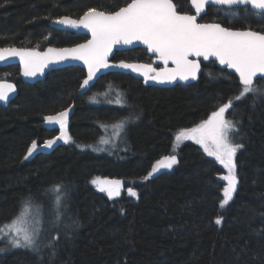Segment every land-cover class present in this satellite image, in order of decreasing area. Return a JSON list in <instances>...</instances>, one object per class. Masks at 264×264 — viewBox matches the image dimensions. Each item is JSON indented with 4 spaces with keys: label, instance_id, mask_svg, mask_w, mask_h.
Masks as SVG:
<instances>
[{
    "label": "trees",
    "instance_id": "obj_1",
    "mask_svg": "<svg viewBox=\"0 0 264 264\" xmlns=\"http://www.w3.org/2000/svg\"><path fill=\"white\" fill-rule=\"evenodd\" d=\"M124 1L0 0V45L76 43L85 36L62 34L47 22L61 15L77 17L89 8L110 11ZM173 1L187 8L185 0ZM213 9L208 7L204 19L223 22ZM120 56L144 60L138 50ZM4 69L18 78L16 69ZM82 74L76 66L54 70L42 82L21 83L12 103L0 106V226L19 213L25 200L52 216L54 186L67 193L62 210L67 225L63 219L52 225L55 233L41 247L43 259L0 241L5 248L0 264H264V98L249 94L234 102L226 116L238 122L243 147L233 158L237 189L222 208L228 170L193 140H183L174 153L172 139L239 94L234 75L209 63L195 83L159 88L108 73L85 98L76 93ZM254 83L261 88L264 79ZM110 89L117 104L87 101ZM70 102L75 105L71 140L50 154L25 159L31 142L49 134L42 116ZM126 119L129 125L118 133L126 150L101 147L107 127ZM167 154L177 157L172 169L145 179L153 163ZM98 176L125 181L136 196L108 197L92 183ZM218 217L220 224L215 223Z\"/></svg>",
    "mask_w": 264,
    "mask_h": 264
},
{
    "label": "snow or ice",
    "instance_id": "obj_2",
    "mask_svg": "<svg viewBox=\"0 0 264 264\" xmlns=\"http://www.w3.org/2000/svg\"><path fill=\"white\" fill-rule=\"evenodd\" d=\"M208 3L221 7L238 4L250 6L257 17H264V0H192L197 15L179 14L172 0H131L126 7H121L115 12L106 13L89 8L78 20L65 16L55 21L60 25L88 29L92 38L86 43L72 48H48L43 54L34 49L0 48V60L19 57L24 66L25 76H35L53 62L68 59L82 61L87 66V78L83 80L81 88L89 86L90 81L101 69L110 67L108 57L115 45H133L134 41L147 45L148 51L157 54V59L162 61L165 67L157 71L150 64L124 61H120L118 66L142 73L146 80L163 83L177 78L185 81L189 78L196 79L197 73L201 70L199 60L201 57L205 61L209 57H214L220 65L233 69L241 83L239 94L219 106L206 120L194 127L181 129L175 138L177 142L193 140L202 145L209 156L215 157L228 170V175L223 177V180L227 181L220 202L223 208L232 200L237 189L238 179L233 158L243 147L242 144L232 142L233 134L239 131L238 122L226 119L225 114L232 109L234 102L242 100L249 94L264 98V89L255 86L254 83V78L258 74L264 78V32L251 28L233 30L219 23H198L197 16L205 10ZM226 10L230 8L226 7ZM169 62L173 65L172 68L167 67ZM13 90V85L0 82V101L7 100L9 92ZM67 117V109L56 115L44 117L47 123L59 125L60 135L45 140L43 145H38L37 141L33 140L27 148L25 159L39 152L41 148H52L57 140H63L65 143L70 141ZM117 127L123 130L125 123L121 121ZM177 162L175 155L164 156L156 162L148 176H152L161 168L170 169ZM92 183L97 184L100 191L107 192L109 197L119 195L121 181L96 179ZM54 190L56 201L61 207L66 208L63 198L67 197V193L60 185L54 186ZM128 192L136 196L133 189L129 188ZM31 206V201L25 200L20 213L10 222L0 226V241H6V247L27 250L42 260L38 243L39 230H30L25 226V218ZM57 218L59 219V216ZM221 219L218 217L215 223L220 224ZM48 246L53 248L52 255H55V245L50 241ZM4 251L5 248H0V253Z\"/></svg>",
    "mask_w": 264,
    "mask_h": 264
},
{
    "label": "flooded vegetation",
    "instance_id": "obj_3",
    "mask_svg": "<svg viewBox=\"0 0 264 264\" xmlns=\"http://www.w3.org/2000/svg\"><path fill=\"white\" fill-rule=\"evenodd\" d=\"M172 2L174 3L175 8H176V11L178 13H180V14H187V15H197L193 11V9L191 8L190 3H189V0H185V3H186L187 8H185L184 10L179 9V7L177 6V4L173 0H172ZM128 3H131V0H125L123 3H121L115 9L110 10V11L109 10L106 11V10H102V9H98V8H96V9L99 10V11H104L106 13H111V12H115V11L119 10V8H121V7L127 6ZM208 7H211V6H208ZM208 7L205 9V12L203 14H199L197 16V21L198 22H201V23H219L223 27H228V28H231L233 30H245V29L251 28V30H254V31L264 32V17H257L256 14H255V12L252 11L249 7H245V6L232 7V8H230V10H226V7H215V6H212V7H214V9L212 11L213 12L220 13L223 22L207 21L206 19H204V15L207 13ZM86 11H84V12H86ZM84 12L80 16H77V17H75V16L72 17V16H69V15H61V16H58V17H54V18L50 19L47 23H48V25H49L50 28H53L55 30H58V31L62 32V34H65L67 32H75L73 30H66V29H63L61 27L55 26L54 21H56L60 17H65V16L70 17V18H73V19H79L84 14ZM237 22L239 24H235ZM233 23L235 25H233ZM75 33L85 36L84 37L85 39L80 40V41H78L76 43L65 44V45H60V44L46 42V43H44L42 45H39V46H25V45L9 44V45H0V48H10V47H14V48H30V49H38L39 51H44L47 47H50V46L51 47H61V48L62 47L75 46V45H78V44H81V43L85 42L88 39V37L86 35H84V34L77 33V32H75ZM133 50H138V52H140L141 55L144 56V60L141 61V60H138L137 57H134L133 60L127 61L126 59L123 58V56H120L123 52H126V51H130L131 52ZM135 55H138V53H136ZM110 61L113 62V63H118L120 61H124V62H141V63L153 64L154 68L155 69H158V70L163 67L162 64L155 63L154 62V57L148 55L147 49H145V48H139V47L129 48V49H115L114 52H113V54H112V56H111V58H110ZM4 62H5L4 60H0V81H5V82L13 83V85L16 88V94H15V96H13L11 99H7L6 100V104L0 102V106L1 107H5V108L7 106H9L12 103V101L14 100V98L17 96V94L19 92V89H20V84L21 83H24V84H34L36 82H42L46 78V76L49 75V73H51L52 71L57 70V69H61V68H65V67H69V66H65V67H60V68L53 69L51 71L46 72L45 75H44V77L42 79H39V80H36V81H33V82H28V81L22 80L21 74H20V68H19L18 63H4ZM200 63H201L200 75H201L203 66H205V64L213 63V65L215 67H217L218 69L223 70V71H226L229 74L234 75L235 78L238 80L239 84L241 85V83L239 81V78L234 73L228 71L226 68H219L216 65V62H214V61H203V60H200ZM9 66H11L12 69H16V71L18 73V78H16L15 80L13 79L14 78V75L13 76L10 75L9 73H7V71H5L6 69H4V68L9 67ZM71 66H73V65H71ZM76 67H79V66H76ZM79 68H81V67H79ZM81 69L83 71V74L79 78V85H78V89H77L76 93L79 96H84L85 98H88L87 96H88L89 90H91L93 88V86L95 85V83L97 82V80L101 76H103V75H101L98 79H96L95 82L90 87H87V88L84 89V88H81L80 85L82 84L83 80L86 79L87 76H86V72H85L84 68H81ZM108 73H119V72H108ZM108 73H106V74H108ZM106 74H104V75H106ZM200 75H199V77H200ZM129 76H131V75H129ZM199 77L195 81H193L192 83H189V84L195 83L199 79ZM132 78L135 79V80H137V81H140V83L142 84V86H144V87L147 86L144 83V80L137 79V78H134V77H132ZM176 85H185V86H187L188 84H185V83L184 84L183 83H177V84H175V85H173V86H171L169 88H172V87H174ZM152 87H155V86H152ZM87 101H88V99H87ZM114 106H118V105H114ZM74 108H75L74 103L73 102H70L66 106H64L62 108H59L56 111L50 112V113L42 116V118H41L42 124L41 125H42L43 128H45L46 130L49 131L48 132L49 134L47 136H45L44 138H42L41 140L36 139L38 145H43V143H44L45 140L54 139L55 137H57V136L60 135V130H59V125L58 124H49L48 123L50 127L44 126V124H43L44 117H46L48 115H56L57 113H59L61 111H64L66 109L67 110L70 109L69 114H68L69 116L67 118L68 135H69V128H70V125H71V119H72V116H73V113H74ZM124 129L125 128H123V131H124ZM64 144H65V142H63V140H57V142L52 146V148H50V149H46V148L45 149H42L41 148L40 151L39 152H36V154H34L30 159H32L37 154H50L58 146H62ZM169 148H170V146H169Z\"/></svg>",
    "mask_w": 264,
    "mask_h": 264
},
{
    "label": "rangeland",
    "instance_id": "obj_4",
    "mask_svg": "<svg viewBox=\"0 0 264 264\" xmlns=\"http://www.w3.org/2000/svg\"><path fill=\"white\" fill-rule=\"evenodd\" d=\"M113 86V88L114 89H116V91L118 92V93H122L123 94V90H121V89H119V88H117V87H115L114 85H112ZM259 87V86H258ZM260 88V87H259ZM261 89H264V85L263 86H261ZM97 100H99V101H97ZM88 101L91 103V104H98L97 102H101V103H104V105H111V104H117V101H115V93H114V90H112V89H110V90H107L106 92H103V93H100L99 95H95V97L93 98V100L92 101H96V102H92L91 100H89L88 99ZM120 103H122V102H120ZM119 104V103H118ZM211 115V114H210ZM209 115V116H210ZM228 115V112H226V114H225V118H226V116ZM208 116V117H209ZM207 117V118H208ZM206 118V119H207ZM116 119H120V117H117ZM206 119H204V120H206ZM227 119V118H226ZM229 120V119H228ZM119 120H117V122H113L112 124H110L109 125V127H107V130H105V132H104V135L101 137V140H100V146L101 147H107V149H110V150H112V149H114L115 151H119V152H122V151H125L126 150V146L124 147V143L123 142H119V136L121 135H118V133H119V131L121 130L119 127H117V124L119 123L118 122ZM130 121L131 120H129V119H126V121L124 122L125 123V126L127 127L128 125H129V123H130ZM232 121H234V120H232ZM235 122V121H234ZM43 124H44V126H46V127H50L49 126V124L43 119ZM199 124V123H198ZM195 125H197V124H195ZM194 125V126H195ZM193 126V127H194ZM126 127H124L125 128V130H126ZM237 127H238V123H237ZM189 128H191V127H189ZM184 129V128H183ZM179 132V131H178ZM67 133H68V124H67ZM178 133H176L175 134V138H176V135H177ZM175 138H173L172 139V141H173V143H174V153H175V151H176V149H177V147L179 146V145H181L180 143H182L183 141H180V142H177L176 141V139ZM99 140H98V142H99ZM103 141H107L106 143L105 142H103ZM64 142V141H63ZM232 142L233 143H238V142H240V137L238 136V132L237 133H234L233 134V140H232ZM94 144H96L97 145V143H94ZM128 146V145H127ZM201 147H202V149H203V146L202 145H200ZM204 150V149H203ZM114 152V151H113ZM26 154H27V152H26ZM34 154H36V153H34ZM33 154V155H34ZM170 154V153H169ZM168 154V155H169ZM32 155V156H33ZM168 155H165V156H168ZM173 155H175V154H173ZM32 156H30L29 158H31ZM164 157V156H163ZM163 157H161V158H159L158 160H161ZM213 157V156H212ZM28 159V158H27ZM157 160V161H158ZM157 161H155L154 163H153V165L151 166V168H150V170L148 171V173L149 172H151V170H152V167L156 164V162ZM175 165V164H174ZM173 165V166H174ZM172 166V167H173ZM172 168H170V169H168V168H161L158 172H156V173H154L153 174V176L154 175H156L157 173H160V172H164V171H169V170H171ZM147 177H149V176H147ZM151 177V176H150ZM96 179H99V181H105V180H107V181H121V187H120V189H119V195H114V196H112V197H118V196H120L121 194H130L129 192H128V189L129 188H131V189H133L130 185H128L127 183H125V181H123V180H120V179H116V178H112V177H104V176H98V177H96L94 180H96ZM130 186V187H129ZM96 188L99 190V186L96 184ZM134 190V189H133ZM106 194H107V192H105ZM55 195H56V193H55V190H53V193H52V201H51V209H49V211H52V216H50V215H46V210L43 208V206H40V205H38V204H36V203H31V208H30V210H29V212H28V215L26 216V218H25V220H26V224H25V226L26 227H28L30 230L31 229H38L39 230V237H38V243H39V246H40V248L41 247H43L44 245H46L45 243L47 242L46 240H47V236H48V234L50 233V234H54L55 233V230H54V226L56 227V226H59V224H61V222H62V219H63V225H64V227L67 225L65 222H66V215L63 213L62 214V210H63V207H61V205H60V203L59 202H57L56 201V199H55ZM108 195V194H107ZM109 197V196H108ZM112 197H110V198H112ZM21 211V210H20ZM20 211H19V213H20ZM17 216V215H16ZM59 216V219L57 218ZM10 222V221H9ZM58 222H59V224H58ZM58 224V225H57ZM52 225H54L53 227H52ZM52 227V228H51ZM51 231V232H50ZM9 249H11L10 247H8Z\"/></svg>",
    "mask_w": 264,
    "mask_h": 264
},
{
    "label": "water",
    "instance_id": "obj_5",
    "mask_svg": "<svg viewBox=\"0 0 264 264\" xmlns=\"http://www.w3.org/2000/svg\"><path fill=\"white\" fill-rule=\"evenodd\" d=\"M189 3H190L191 8L193 9V11L196 13V11H195V7L192 5V0H189ZM173 4H174V3H173ZM208 6L221 7V6L214 5V4H212V3H208V4H206L205 9H206ZM241 6H244V5H239V4H238V5H234V6H225V7L232 8V7H241ZM125 7H126V6H125ZM249 8L251 9L250 6H249ZM251 10L254 11L253 9H251ZM117 11H118V10H117ZM204 12H205V10H204L203 12H201L200 14H203ZM254 12H255V11H254ZM179 14H180V13H179ZM82 16H83V15H82ZM69 18H70V17H69ZM71 19H73V18H71ZM79 19H80V18H79ZM75 20H78V19H75ZM197 22H198V21H197ZM54 23H55V21H54ZM54 23H53V24H54ZM198 23H201V22H198ZM208 24H210V23H208ZM55 26H57V27H61V28L66 29V30H73V31H75V32H77V33H81V34L86 35V36L88 37V39H87L85 42H83V43H86L88 40H90V39L92 38V37H91V32H90L88 29H85V28H83V27L73 28V27H71L70 25H60V24H57V23H55ZM83 43H81V44H83ZM75 46H76V45H75ZM75 46L62 47V48H61V47H51V46H50V47H47L44 51H39L38 49H34V50L37 51V52H39V53H41V54H43V53H46V52H47V49H48V48H53V49H63V48H72V47H75ZM136 47L147 49V45H144V44H143L142 42H140V41H134V42H133V45H115V46L113 47L112 52L109 54V57H108V63H109V65H110V67L105 68V69H101V70L96 74V76L93 78V80L90 81L89 86H87V87H90V86L95 82L96 79H98L101 75H104V74H106V73H108V72H119V73L128 74V75H131V76L134 77V78L144 80V83H145L147 86H155V87H160V88H169V87H171V86H173V85H175V84H177V83H183V84L185 83V84H189V83H192L193 81H195V80L199 77V75H200V71H199V72L197 73V78H196V79H191V78H189L188 80L185 81V80H180L179 78H177V79L174 80V81L163 82V83H162V82H159V81L146 80V79L144 78V76L142 75V73L134 72V71H132V70H130V69H124V68H121V67L118 66V65H119V62H118V63H113V62L110 61V58H111V56H112V54H113V52H114L115 49H129V48H136ZM18 49H29V50H33V49H30V48H18ZM147 53H148L149 56H153V57H154V62H155V63H160V64H162V65H163L162 68L165 67L164 63H163L162 61H160V60L157 59V54L148 51V49H147ZM199 60H203V61H205L202 57L199 58ZM4 61H5L4 63H18L19 68H20V74H21V78H22V80H24V81H28V82H33V81H36V80L42 79V78L44 77V75H45L46 72L51 71V70H53V69L60 68V67H65V66H71V65H73V66H79V67H81V68H84V70H85V72H86V76H87V66L84 65V63H83L82 61H78V60H71V59H68V60H64V61H60V62H53V63H50L46 68L43 69V71L38 72L37 75H35V76H25V75H24V66H23V64L21 63L19 57H9V58L5 59ZM206 61H214V62H216V65H217L219 68H226L228 71L234 73V74L238 77V74H236V73L234 72L233 69H229V68H227L225 65H220L219 62H218L214 57H209V59L206 60ZM125 63L147 64V63H141V62H125ZM150 65H152V67L154 68L153 64H150ZM167 67H168V68H172V67H173V65L171 64V62L168 63ZM160 69H161V68H160ZM157 71H158V69H157ZM86 78H87V77H86ZM258 79H263V78H261V74H258L257 77L254 78V82H255V80H258ZM0 82H3V83H5V84H11V85H13V83L5 82V81H0ZM13 86H14V85H13ZM87 87H85V88H87ZM85 88H84V89H85ZM15 94H16V88H15V86H14V90H13L12 92H9V98H8V99H11L13 96H15ZM0 102L6 104V100H5V101H0ZM69 111H70V109L68 110V114H69ZM68 116H69V115H68ZM67 118H68V117H67ZM42 149H45V148H42ZM46 149H50V148H46Z\"/></svg>",
    "mask_w": 264,
    "mask_h": 264
}]
</instances>
